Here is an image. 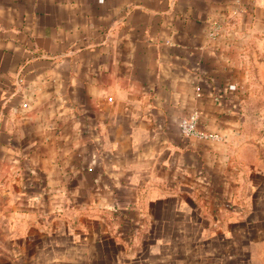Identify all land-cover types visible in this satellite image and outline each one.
Segmentation results:
<instances>
[{"label":"crops","instance_id":"0c3cea01","mask_svg":"<svg viewBox=\"0 0 264 264\" xmlns=\"http://www.w3.org/2000/svg\"><path fill=\"white\" fill-rule=\"evenodd\" d=\"M257 68L264 0H0V264H264Z\"/></svg>","mask_w":264,"mask_h":264},{"label":"rangeland","instance_id":"374dc122","mask_svg":"<svg viewBox=\"0 0 264 264\" xmlns=\"http://www.w3.org/2000/svg\"><path fill=\"white\" fill-rule=\"evenodd\" d=\"M249 79L248 83L250 82L252 90L249 92L251 103L247 112L254 116V122L252 120L251 126L253 125L254 129L262 135V140H264V68L260 70L257 68V74L251 75ZM245 82H247V79ZM257 143L259 146L264 147L263 144L261 145L260 140H257Z\"/></svg>","mask_w":264,"mask_h":264},{"label":"built area","instance_id":"2783aa9c","mask_svg":"<svg viewBox=\"0 0 264 264\" xmlns=\"http://www.w3.org/2000/svg\"><path fill=\"white\" fill-rule=\"evenodd\" d=\"M201 91H197V96L200 97ZM200 116L197 112L181 119L179 124L180 133L185 138H198V139H220L217 134L208 133L199 127Z\"/></svg>","mask_w":264,"mask_h":264}]
</instances>
